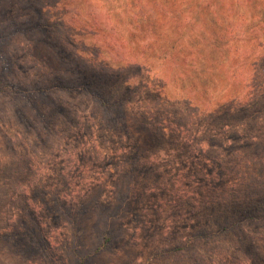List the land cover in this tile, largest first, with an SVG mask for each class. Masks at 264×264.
Listing matches in <instances>:
<instances>
[{
    "label": "rangeland",
    "instance_id": "rangeland-1",
    "mask_svg": "<svg viewBox=\"0 0 264 264\" xmlns=\"http://www.w3.org/2000/svg\"><path fill=\"white\" fill-rule=\"evenodd\" d=\"M57 2L0 0V176L31 181L25 198L48 241L43 248L0 236V264H264V225L246 211L264 195V117L229 135L234 161L222 167L201 156L186 169L176 146L161 148L158 132L135 119L138 109L127 113L126 128L82 92L39 93L87 76L74 45L93 58L106 49L105 27L98 36L57 33L59 17L48 14ZM147 81L165 98L183 88ZM115 90L108 93L135 102L129 90ZM243 127L251 141L236 144ZM212 226L214 236L206 233Z\"/></svg>",
    "mask_w": 264,
    "mask_h": 264
},
{
    "label": "trees",
    "instance_id": "trees-1",
    "mask_svg": "<svg viewBox=\"0 0 264 264\" xmlns=\"http://www.w3.org/2000/svg\"><path fill=\"white\" fill-rule=\"evenodd\" d=\"M54 6L48 14L59 17L53 23L57 33L78 30L98 36V29L105 27L106 49L99 47L93 58L85 47L74 45L87 76L50 82L39 93L82 92L99 102L109 121L123 127L127 113L138 109L135 119L158 132L155 140L161 148L166 143L176 146L177 159L185 161L186 169L203 157L222 167L235 160L229 135L264 117V0H58ZM152 78L165 89L173 84L183 88L165 98L151 88L147 80ZM110 86L117 93L129 90L135 102L114 98ZM19 113L31 123L25 111ZM244 127L236 144L251 141ZM31 185L28 178L0 176V236L33 240L46 248L39 211L25 198ZM18 191L24 196L16 201ZM259 200L246 210L247 220L264 225V195ZM227 209L221 211L234 213ZM210 229L216 235L214 227L206 233Z\"/></svg>",
    "mask_w": 264,
    "mask_h": 264
}]
</instances>
